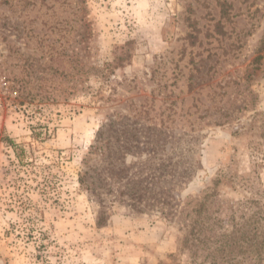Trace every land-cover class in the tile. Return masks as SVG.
<instances>
[{"label":"rangeland","instance_id":"obj_1","mask_svg":"<svg viewBox=\"0 0 264 264\" xmlns=\"http://www.w3.org/2000/svg\"><path fill=\"white\" fill-rule=\"evenodd\" d=\"M0 264H264V0H0Z\"/></svg>","mask_w":264,"mask_h":264},{"label":"trees","instance_id":"obj_2","mask_svg":"<svg viewBox=\"0 0 264 264\" xmlns=\"http://www.w3.org/2000/svg\"><path fill=\"white\" fill-rule=\"evenodd\" d=\"M122 60H124V59H123V58L119 59V61H122ZM7 141L10 143L11 147L14 149V152H15V154H16V157H17V158H20V157L23 155L24 150L21 149L20 147L15 146V145L12 144V142H10L9 140H7Z\"/></svg>","mask_w":264,"mask_h":264}]
</instances>
